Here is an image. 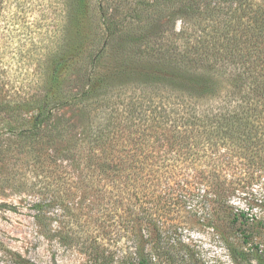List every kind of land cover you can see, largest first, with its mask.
Segmentation results:
<instances>
[{"label":"trees","instance_id":"1","mask_svg":"<svg viewBox=\"0 0 264 264\" xmlns=\"http://www.w3.org/2000/svg\"><path fill=\"white\" fill-rule=\"evenodd\" d=\"M64 8L70 19L63 34L79 36L76 22L89 1L69 0ZM137 9L149 18L176 14L180 28L157 42H168L169 51L155 50L147 26L117 38L145 49L120 52L117 70L100 69L112 39L104 21L96 52L82 54L76 45L65 52V44L48 50L31 92L9 101L0 88V160L28 154L34 168L97 199L91 206L121 207L136 243V261L124 264H151L140 243L168 213L184 212L194 194L227 208L226 197L243 179L264 178V0H144ZM153 196L154 211L141 210L140 201ZM48 199L38 195L31 206L45 237ZM84 225L104 222L84 220L54 234L63 245L108 258L96 237L77 230ZM255 259L264 264V253Z\"/></svg>","mask_w":264,"mask_h":264},{"label":"rangeland","instance_id":"2","mask_svg":"<svg viewBox=\"0 0 264 264\" xmlns=\"http://www.w3.org/2000/svg\"><path fill=\"white\" fill-rule=\"evenodd\" d=\"M68 1L0 0V88L7 100L25 96L35 88L38 66L45 54L57 45L65 44V52H70L74 45L85 55L96 52L102 45L103 21L110 25L112 39L98 68L111 71L122 64L120 52L145 49L139 43L123 46L117 39L119 35L132 33L135 36L148 26L152 42H156L155 50L162 54L169 48L165 40L163 47L160 43L157 45L161 42L160 36H170L172 29L180 28L176 14L175 18L170 15L172 11L165 12L170 17L162 18L157 13L150 18L139 14L137 8L144 0H88L89 10L83 11L76 22L81 34L76 36L69 31L64 35L62 26L70 19L64 8ZM145 1L155 4L159 0ZM166 36L162 39L169 38ZM69 79L76 83L72 76ZM60 113L64 117L75 116V112ZM62 181L53 180L44 168H34L28 154L21 153L4 162L0 160V264H23L22 260L29 264L134 261L136 243L119 218L127 217L119 211L121 207L115 211L110 205L91 206L97 199L84 196L74 183L64 185ZM41 194L49 198L47 237L38 232L31 208L37 196H43ZM108 196L110 194L105 196V201ZM142 200L139 205L143 211L157 201L156 196ZM225 205L228 207L216 206L210 198L194 194L188 199L184 212L168 213L166 223L151 229L140 243L149 254L151 264H257L255 252L264 253V178L243 179L226 197ZM235 216L238 221L227 224V218ZM207 218L212 221L208 222ZM92 219H102L103 228L84 225L77 230L89 236V241L96 237L108 258H98L99 255L95 258L89 250L77 245H63L54 234L56 230L66 232L73 224L83 225L84 220ZM211 224H216L217 228Z\"/></svg>","mask_w":264,"mask_h":264}]
</instances>
